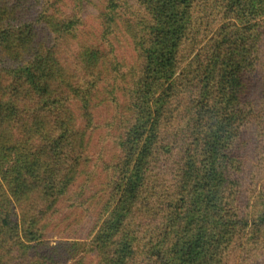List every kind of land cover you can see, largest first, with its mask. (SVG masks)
Segmentation results:
<instances>
[{"label":"trees","instance_id":"trees-1","mask_svg":"<svg viewBox=\"0 0 264 264\" xmlns=\"http://www.w3.org/2000/svg\"><path fill=\"white\" fill-rule=\"evenodd\" d=\"M55 1L0 0V264H264V183L248 217L239 190L249 146L264 168V0H98L99 41L125 29L134 56L111 72L110 45L74 49L87 0L68 16ZM103 106L98 222L51 247Z\"/></svg>","mask_w":264,"mask_h":264},{"label":"rangeland","instance_id":"rangeland-1","mask_svg":"<svg viewBox=\"0 0 264 264\" xmlns=\"http://www.w3.org/2000/svg\"><path fill=\"white\" fill-rule=\"evenodd\" d=\"M75 1L77 2V0ZM73 4L74 0H56L52 2L50 12L54 11L57 15L68 16L73 12ZM100 8L101 6L98 0H87L82 5H78L82 25L78 28L76 39L73 40L74 49H76V46L96 45L101 52L105 53L104 51L107 50V46L110 45L114 59L110 60L109 58H105V60L108 59L106 61L108 72H111V67H109V63L111 62L119 63L118 70H121V66H124L127 70L134 61L128 35L125 29L116 30L109 37L108 44H106V40L100 42V20L98 18ZM117 31L119 32L117 33ZM109 77L110 75H108L107 79L111 83ZM259 84V76H256L252 85L255 99L259 97L257 95L260 90ZM112 111L113 108L111 106H103L99 109V114L96 118L99 119L96 123L97 131L91 137L88 150V162L85 166L87 168V175L77 179L79 184L78 191L77 188L73 189L74 192L81 193L80 197L82 200L79 198V200L74 201L70 197L46 221V225L44 226L45 241L51 247L71 242H84V237L90 232L93 225L98 222L101 192L103 188H106V165L110 163V160L116 154L112 141L107 137V134L111 133V127L107 123L111 120ZM254 151L253 147L249 146L246 157ZM246 157V160L242 162L243 171L240 178L239 190L240 208L241 210L243 209V214L248 217L250 211L249 204L259 191L260 185L264 183V168L260 170L258 167L259 162L255 159L253 160L251 156L248 159ZM255 166H257L256 169ZM90 174H92V178H90ZM241 256L240 253L231 254L227 259V264H241L243 258ZM78 257L80 256H76L73 260H66L64 257L61 260L56 258L54 262H58V264H73L74 260ZM259 263L256 260L255 264Z\"/></svg>","mask_w":264,"mask_h":264}]
</instances>
